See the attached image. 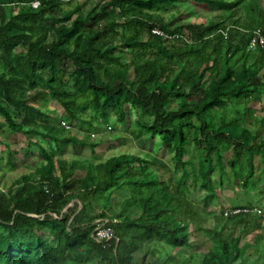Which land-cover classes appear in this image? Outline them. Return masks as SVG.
I'll use <instances>...</instances> for the list:
<instances>
[{
    "label": "trees",
    "instance_id": "obj_1",
    "mask_svg": "<svg viewBox=\"0 0 264 264\" xmlns=\"http://www.w3.org/2000/svg\"><path fill=\"white\" fill-rule=\"evenodd\" d=\"M67 1L0 0V117L10 131L39 137L55 151L46 156L29 141L45 163L0 192V264H137L133 256L151 239L189 247L192 227L214 244L198 264H247L243 239L264 229L246 192L257 187L255 155L264 189V119L249 129L264 114V46L248 63L247 32L264 31V0H192L220 11L204 23L182 20L187 10L165 20L158 11L175 0L90 1L86 14L80 7L63 11ZM46 100L62 109V120L49 121L37 107ZM128 107L136 116L132 139L158 141L171 154L172 171L148 153L98 164L57 158L77 143L62 124L99 130L111 117L124 123ZM79 143L94 153L90 135ZM190 143L195 154L188 155ZM227 152L234 186L246 199L222 206L220 230L217 217L214 228L201 227L199 200L187 192L205 191L217 202ZM163 171L177 178L165 179ZM115 193L123 200L111 204ZM86 200L100 211L87 217ZM99 225L113 229L115 240L96 242ZM156 260L179 264L170 255Z\"/></svg>",
    "mask_w": 264,
    "mask_h": 264
},
{
    "label": "rangeland",
    "instance_id": "obj_2",
    "mask_svg": "<svg viewBox=\"0 0 264 264\" xmlns=\"http://www.w3.org/2000/svg\"><path fill=\"white\" fill-rule=\"evenodd\" d=\"M90 1L97 0H68L63 3L62 10H73L76 7H80L83 14L90 9ZM230 1V0H227ZM184 10L189 11V14H186L182 17V20L193 22V23H204L208 20L214 18L218 12L217 8H210L208 6L200 5L195 3L192 0H175L172 5H168L167 7L158 11L159 14L165 19L168 20L173 16H178ZM47 26L51 25V22L48 20L45 23ZM255 52V51H254ZM254 53H252L249 57L248 63H250L254 58ZM69 68V66H67ZM126 78L130 81L133 80V70L131 67L126 68ZM204 83L208 82V75L203 80ZM70 93H72L70 91ZM46 114L49 121H59L62 120L63 111L62 109L53 101L48 100L46 102H42L38 105ZM228 111L231 112L232 106L228 107ZM127 119L124 123L120 124L116 122V119L110 118L105 127H102L99 130H95L93 127H89L84 123H73L72 125H67L69 128L65 129L69 133V137L74 139L77 143L69 144L62 149V154L65 156L66 161L70 162L71 160L77 162H81L84 159H89L92 156L94 161H104L108 157H113L120 155L122 153L136 154L145 156L144 154L148 153L162 160L163 163L168 166V168H172L171 164V154L166 152L164 149H158L159 142L156 141L153 144H146L144 141H135L132 139L131 130L135 127L134 119L135 112L132 111L129 107L127 108ZM90 112H87L86 117L88 118ZM213 113L209 112L205 116H212ZM264 116V114H262ZM55 121V122H56ZM255 121L252 122L249 129L255 131L257 128H254ZM0 192L6 193L9 188H11L13 179L18 176L16 171H19L21 166L19 167H11V150H18L19 155L21 156L22 149L26 150L27 145L25 142V135L22 133L12 132L6 128L3 123V119L0 117ZM257 126V125H256ZM255 129V130H254ZM263 130V127H262ZM91 136V142L96 143V148L94 149V153L90 151L87 145H81L83 138L86 135ZM37 144H43L46 149V156L52 155L54 156V148L48 144L47 142H43L39 137L31 138ZM191 142V140H190ZM19 146V147H18ZM187 147L188 155L195 154L193 151V144L190 143ZM14 148V149H13ZM20 148V149H18ZM22 148V149H21ZM33 149V153H30ZM186 156V158L188 157ZM45 155H42L39 151V148L31 147L29 148V159L32 160V165H36L39 161L43 163L45 160ZM230 157V152L224 154L223 157V182L222 188H218L216 186V197L217 202L214 200L205 199V191H193V189H189L187 194L189 198H197L199 200L198 204H195V210L199 214V219L201 222V227L212 229L216 224V217L219 220L217 222L218 229L225 224V220L221 218V210L222 206L225 208L228 206L242 205L243 200L246 197L242 194L244 192L237 186H234V180L230 169L226 165L227 159ZM95 158V159H94ZM147 159H150V156H146ZM185 158V159H186ZM31 165V166H32ZM252 166L255 172L254 181L257 183V187H252L249 184V188L247 189V194L250 197V201L253 204L254 208L261 212L262 216H264V189L261 188L260 184H258L259 175L262 173L263 164L260 162L259 157L255 155L252 158ZM18 169V170H17ZM156 170V169H155ZM172 171V169H171ZM23 172H26L25 170ZM162 172V171H160ZM163 177L165 179L172 178L173 180L177 177H174L172 173H167L163 171ZM211 179L216 181V174L211 176ZM190 182V180H189ZM262 190V191H260ZM6 191V192H5ZM123 200V196H119L118 193L113 194L111 198V204H117ZM222 203L220 205V203ZM71 207V205H69ZM82 204L74 205V209L76 207L79 209ZM85 215L91 216L100 211V207L91 205L88 200L84 202ZM228 212V210H225ZM224 216V215H223ZM134 217V216H132ZM195 222V220H194ZM193 228V227H192ZM190 228L191 235L190 239L193 243L187 248H177L172 249L166 246L163 242L151 239L143 242L142 250L133 256V263L137 264H155L156 259H163L165 256H172L173 260H175L179 264H198L203 255L210 250L214 244L211 238L203 234L196 229ZM220 230V229H219ZM2 229H0V233ZM243 242L248 243V248L245 250L243 255V259L247 264H264V229H261L259 232H253L249 234L247 237L243 239ZM148 249H154L156 251V256H150L147 251ZM184 250V251H183Z\"/></svg>",
    "mask_w": 264,
    "mask_h": 264
},
{
    "label": "crops",
    "instance_id": "obj_3",
    "mask_svg": "<svg viewBox=\"0 0 264 264\" xmlns=\"http://www.w3.org/2000/svg\"><path fill=\"white\" fill-rule=\"evenodd\" d=\"M248 52V51H247ZM254 52V51H253ZM250 53H252V52H250ZM46 101H48V100H46ZM46 101H43V102H46ZM42 103V102H41ZM40 103V104H41ZM262 103H264V99H263V101H262ZM39 105V104H38ZM38 105H37V107H38ZM39 108V107H38ZM40 110H42L41 108H39ZM257 109V108H256ZM42 112H44L43 110H42ZM44 114L45 115H47L45 112H44ZM261 119H264V116H262V114L260 115V116H258V118H257V120H253V121H255V123L256 124H258L257 125V127H260V124H261ZM252 121V122H253ZM252 127H254V126H252ZM29 141H31V142H33V143H36V142H34V140H32V139H25V142H26V144L25 145H27V147H29V148H31V147H34V146H30V144H29ZM44 142V141H43ZM80 142V141H79ZM37 144V143H36ZM39 146H41V148H42V150H45L46 151V149H45V147L43 146V144H38ZM19 147V146H18ZM29 148H27L26 150H24V149H22V151H21V156L19 155V151L18 150H11V154H10V156L9 157H11V167L13 168V167H19V165L21 166V168H20V170L19 171H16V173L18 174V176L16 177V178H14L13 179V182H12V185H11V188H13L15 185L17 186V184H18V182H20V180L25 176V175H28L29 173H32V172H34V170L40 165V164H43V163H45L44 161H43V163H40L39 161L36 163V165H32L31 163H32V160H30L29 159V161H28V159L27 158H29ZM35 148V147H34ZM36 148H39V147H36ZM14 149V148H13ZM18 149H20V148H18ZM40 150V149H39ZM34 151H33V149H32V151L30 152V153H33ZM47 152V151H46ZM57 158L59 159V158H63V159H65L66 160V158H65V156L62 154V155H57ZM108 158H110V157H108ZM107 158V159H108ZM91 159H93L92 158V156H90V158L89 159H84V161L85 160H91ZM95 159V158H94ZM74 160V159H73ZM73 160H71L70 162H73ZM106 160V159H105ZM104 160V161H105ZM92 161V160H91ZM82 162V161H81ZM93 162V161H92ZM100 162H103V161H94L93 163L94 164H98V163H100ZM32 165V166H31ZM18 170V169H17ZM26 171V172H23V171ZM11 188H9L8 190H6L7 192H9V190L11 189ZM5 191V192H6ZM6 192V193H7ZM6 193H4V194H6ZM71 205V204H70ZM1 229V228H0Z\"/></svg>",
    "mask_w": 264,
    "mask_h": 264
},
{
    "label": "built area",
    "instance_id": "obj_4",
    "mask_svg": "<svg viewBox=\"0 0 264 264\" xmlns=\"http://www.w3.org/2000/svg\"><path fill=\"white\" fill-rule=\"evenodd\" d=\"M37 3L33 4V7H36ZM154 33H157L156 31H154ZM249 34V42H248V46H247V51L248 52H253L256 51L257 49L263 48L264 46V31L260 30V29H253L251 31L247 32ZM64 125L65 129H68L69 127L65 124ZM233 213H237V211L231 212ZM92 237L93 239L100 243V242H109L112 240H115V235H114V231L113 229L109 228V227H104L103 225H99L97 226L92 233Z\"/></svg>",
    "mask_w": 264,
    "mask_h": 264
}]
</instances>
